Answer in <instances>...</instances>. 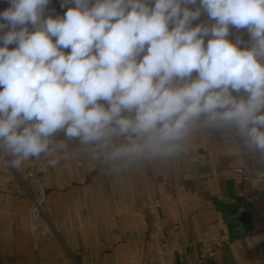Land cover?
<instances>
[{
    "label": "clouds",
    "instance_id": "obj_1",
    "mask_svg": "<svg viewBox=\"0 0 264 264\" xmlns=\"http://www.w3.org/2000/svg\"><path fill=\"white\" fill-rule=\"evenodd\" d=\"M50 2L0 11V163L84 157L119 175L216 132L264 165V0ZM202 12L214 23L193 26Z\"/></svg>",
    "mask_w": 264,
    "mask_h": 264
},
{
    "label": "crops",
    "instance_id": "obj_2",
    "mask_svg": "<svg viewBox=\"0 0 264 264\" xmlns=\"http://www.w3.org/2000/svg\"><path fill=\"white\" fill-rule=\"evenodd\" d=\"M27 164L0 163V264H264V165H242L220 133L197 134L177 163L119 175L84 157L46 166L37 232Z\"/></svg>",
    "mask_w": 264,
    "mask_h": 264
},
{
    "label": "built area",
    "instance_id": "obj_3",
    "mask_svg": "<svg viewBox=\"0 0 264 264\" xmlns=\"http://www.w3.org/2000/svg\"><path fill=\"white\" fill-rule=\"evenodd\" d=\"M61 3L62 0H51L48 10L46 11V15L63 16L68 7H74V5L69 4L62 8ZM7 7H9L8 0H0V11H4ZM9 47H14V45H10ZM45 167L46 164L43 159L38 163L29 161L25 173L26 180L31 185L29 190L31 205L28 212V219L30 229L34 232L39 231V221L43 216L45 190L41 183V177ZM257 230H259V227L254 226L252 231L255 232Z\"/></svg>",
    "mask_w": 264,
    "mask_h": 264
},
{
    "label": "rangeland",
    "instance_id": "obj_4",
    "mask_svg": "<svg viewBox=\"0 0 264 264\" xmlns=\"http://www.w3.org/2000/svg\"><path fill=\"white\" fill-rule=\"evenodd\" d=\"M26 183H28L30 185V183L28 181H26ZM31 186V185H30Z\"/></svg>",
    "mask_w": 264,
    "mask_h": 264
}]
</instances>
